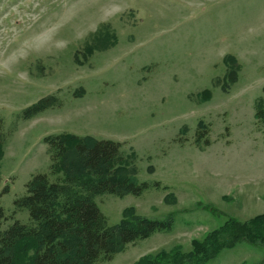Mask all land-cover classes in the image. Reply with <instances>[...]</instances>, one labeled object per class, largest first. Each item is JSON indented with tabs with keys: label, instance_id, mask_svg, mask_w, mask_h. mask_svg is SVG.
Here are the masks:
<instances>
[{
	"label": "rangeland",
	"instance_id": "obj_1",
	"mask_svg": "<svg viewBox=\"0 0 264 264\" xmlns=\"http://www.w3.org/2000/svg\"><path fill=\"white\" fill-rule=\"evenodd\" d=\"M228 54L237 66L231 76ZM49 95L62 106L22 117ZM259 101L264 105V0H0L2 229L15 219L30 222L15 199L33 174H49L44 137L60 132L120 141L138 180L169 186L94 196L110 225L128 206L150 217L175 214L170 231L97 264H132L176 245L189 250L228 216L264 213ZM202 121L210 145L195 143ZM169 192L175 202L165 200ZM263 259L264 247L242 242L208 264Z\"/></svg>",
	"mask_w": 264,
	"mask_h": 264
},
{
	"label": "trees",
	"instance_id": "obj_2",
	"mask_svg": "<svg viewBox=\"0 0 264 264\" xmlns=\"http://www.w3.org/2000/svg\"><path fill=\"white\" fill-rule=\"evenodd\" d=\"M93 49L90 44L85 51L92 53ZM235 61L231 54L224 58L230 76L236 71ZM210 92L208 89L199 95L207 99ZM61 106L58 96L49 95L27 106L22 117L31 119L49 108ZM255 117L264 124L261 101L256 105ZM1 125L0 119V155L4 147ZM44 142L51 154L49 174H33L26 183V193L15 199L17 207L28 210L30 222L15 219L2 229L4 212L0 208V264H97L112 260L128 244L172 229L174 213L163 218L150 217L137 212L134 206L123 209L118 224L108 223L95 195L109 193L124 197L141 195L150 187L169 189L160 181L138 180L131 173L120 141L60 132L45 136ZM195 143H211L203 121L199 123ZM50 175L56 179L52 180ZM165 200L175 202L174 193L169 192ZM206 208L219 213L213 206ZM242 242L264 247V213L247 220L228 216L221 226L193 239L189 250L176 245L143 255L132 264H208L224 249ZM256 264H264V259Z\"/></svg>",
	"mask_w": 264,
	"mask_h": 264
}]
</instances>
